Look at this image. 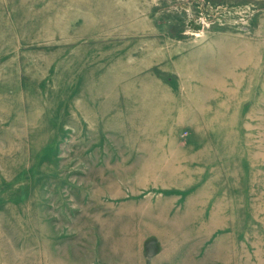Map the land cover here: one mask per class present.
I'll return each mask as SVG.
<instances>
[{"label":"rangeland","instance_id":"rangeland-1","mask_svg":"<svg viewBox=\"0 0 264 264\" xmlns=\"http://www.w3.org/2000/svg\"><path fill=\"white\" fill-rule=\"evenodd\" d=\"M92 263L264 264V0H0V264Z\"/></svg>","mask_w":264,"mask_h":264},{"label":"bare ground","instance_id":"bare-ground-1","mask_svg":"<svg viewBox=\"0 0 264 264\" xmlns=\"http://www.w3.org/2000/svg\"><path fill=\"white\" fill-rule=\"evenodd\" d=\"M95 71H98V69H95ZM128 72H129V70H125V71H121L120 70V72H117V74L119 75V77H117L118 79H123L124 78V75L126 76V74H128ZM117 82H118V80H117ZM133 85H135V83L133 84ZM113 87L114 88H111V90H110V93H111V91H114V90H116V88H117V86H116V84L113 82ZM125 91H127V88H123ZM79 91H81V90H78V92ZM82 94H84V93H82ZM77 95V93H75V92H73V93H71L70 94V98H73V97H75ZM105 110H103V112H104ZM84 113V112H83ZM60 114V111L58 110V109H56V112H55V115L56 116H58ZM87 115H90V112L89 113H86ZM132 115V118H131V120H133L134 122H135V120H137L139 117H138V113L136 114H134V113H132L131 114ZM60 116V118H61V120H60V122H62V124H64L65 123V121L66 120H64V118H62V115H59ZM87 120H88V118H87ZM91 126H90V120H88V123H86L83 127H82V129L81 130H79V132H78V136H79V138H83L87 133H89L90 131H91V128H90Z\"/></svg>","mask_w":264,"mask_h":264},{"label":"built area","instance_id":"built-area-1","mask_svg":"<svg viewBox=\"0 0 264 264\" xmlns=\"http://www.w3.org/2000/svg\"><path fill=\"white\" fill-rule=\"evenodd\" d=\"M92 264H97V263H92Z\"/></svg>","mask_w":264,"mask_h":264}]
</instances>
